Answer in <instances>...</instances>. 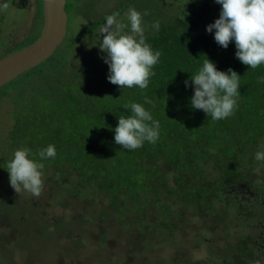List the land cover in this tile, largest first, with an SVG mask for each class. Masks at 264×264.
<instances>
[{
  "label": "trees",
  "instance_id": "1",
  "mask_svg": "<svg viewBox=\"0 0 264 264\" xmlns=\"http://www.w3.org/2000/svg\"><path fill=\"white\" fill-rule=\"evenodd\" d=\"M35 1L40 19L37 34L3 46L0 57L39 35L42 0ZM134 2L123 1L102 13L78 36H68L66 45L45 61L0 88L2 118L10 125L1 137L0 173L9 179L7 163L14 151L28 148L29 158L44 164L41 171L53 168L59 181H70L80 203L85 195L96 193L111 207L130 202L142 213L154 202L155 224L173 230L162 219L172 210L168 200L210 207L207 200L218 202L226 197L228 182L241 190V183L250 185L255 168H264V162L255 160V153L264 151V83L257 82L264 76V65L251 69L242 64L235 57L234 41L225 49L215 42V30L206 31L219 18L221 5L215 0H152V6L146 7L148 15L141 13L146 42L162 53L146 89L111 84L108 65L102 59L106 53L99 46L87 53L88 59L74 65L67 49L97 32L108 15L118 12L120 19L126 6ZM73 5L74 0H66L67 16L73 14ZM155 21L160 23L158 32L151 27ZM206 58L217 70L231 68L240 76L234 114L218 121L190 105V78ZM145 97L153 104H146ZM130 103L141 104L159 121L155 144L145 141L139 149L124 150L115 143L118 118L131 115L124 107ZM50 144L55 146V159L40 160L38 151ZM237 202L232 205L240 213L242 203ZM137 241L138 235L133 242Z\"/></svg>",
  "mask_w": 264,
  "mask_h": 264
},
{
  "label": "rangeland",
  "instance_id": "2",
  "mask_svg": "<svg viewBox=\"0 0 264 264\" xmlns=\"http://www.w3.org/2000/svg\"><path fill=\"white\" fill-rule=\"evenodd\" d=\"M123 1L130 0H74L67 34L56 50L66 45L68 36H78L89 22ZM7 3L8 9L0 14L1 52L3 46L28 40L40 28L36 1ZM147 6L152 0H135L119 20L127 23L130 8L143 15ZM102 38L98 29L69 47L72 63L88 59L87 53ZM3 113L0 107V151L1 137L10 126ZM254 174L250 185L241 183V190L228 182L229 194L226 190L223 195L227 202L226 197L218 202L211 198L209 207L168 200L172 210L162 219L170 230L155 224L154 202L142 213L130 202L111 207L96 193L85 195L80 203L70 181H59L53 168L42 171L39 197L24 190L16 193L7 175L0 173V264H264V168ZM237 200L242 203L240 213L232 205ZM129 230L140 241L133 242L136 235ZM248 251L253 254L249 260L244 258Z\"/></svg>",
  "mask_w": 264,
  "mask_h": 264
},
{
  "label": "clouds",
  "instance_id": "3",
  "mask_svg": "<svg viewBox=\"0 0 264 264\" xmlns=\"http://www.w3.org/2000/svg\"><path fill=\"white\" fill-rule=\"evenodd\" d=\"M221 5L219 18L206 26V31H214L215 42L223 48L235 43V57L251 69L264 65V0H215ZM8 3H0V10L6 11ZM143 15H148L147 10ZM120 14L108 15L106 22L99 28L102 40L99 43L102 57L108 65V81L121 88L138 86L146 89L149 78L155 75L153 68L162 55L160 50H153L146 42L142 15L134 8L125 13L127 23L121 22ZM157 32L159 21L152 26ZM193 95L190 105L202 110L213 121L228 118L234 114L240 97V76L231 68L227 71L217 70L209 59L203 61L202 67L191 78ZM264 83V76L257 80ZM185 86L189 81H184ZM146 104L153 101L145 97ZM154 106V105H153ZM131 110V115L118 118L114 129V141L124 150H136L144 142L155 144L159 139V121L154 120L149 111L139 103L124 106ZM30 149L20 148L14 151L13 158L7 163L10 186L16 193L27 191L39 197L43 190L42 169L44 164L29 158ZM40 160L55 159L54 145H48L37 153ZM255 160L264 162V151L255 153ZM257 175L260 168L253 170Z\"/></svg>",
  "mask_w": 264,
  "mask_h": 264
},
{
  "label": "water",
  "instance_id": "4",
  "mask_svg": "<svg viewBox=\"0 0 264 264\" xmlns=\"http://www.w3.org/2000/svg\"><path fill=\"white\" fill-rule=\"evenodd\" d=\"M66 0H42L43 21L30 44L0 57V88L49 58L67 34Z\"/></svg>",
  "mask_w": 264,
  "mask_h": 264
},
{
  "label": "flooded vegetation",
  "instance_id": "5",
  "mask_svg": "<svg viewBox=\"0 0 264 264\" xmlns=\"http://www.w3.org/2000/svg\"><path fill=\"white\" fill-rule=\"evenodd\" d=\"M238 256H239L238 258H240V255H238ZM243 256H244V252H243ZM244 258H245V259L247 258L248 260H249V259H252L251 255H250L249 253H248V257H245V256H244ZM245 259H243V260H245ZM248 260H245V261H248ZM251 263H254V261H251ZM237 264H238V263H237Z\"/></svg>",
  "mask_w": 264,
  "mask_h": 264
}]
</instances>
